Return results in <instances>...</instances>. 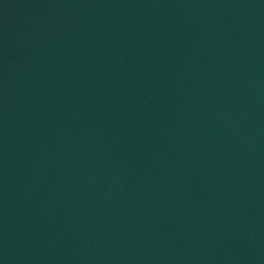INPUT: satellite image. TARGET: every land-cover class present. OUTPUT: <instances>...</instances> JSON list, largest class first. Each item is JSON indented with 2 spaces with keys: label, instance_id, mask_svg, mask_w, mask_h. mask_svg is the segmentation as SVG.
Listing matches in <instances>:
<instances>
[{
  "label": "water",
  "instance_id": "1",
  "mask_svg": "<svg viewBox=\"0 0 264 264\" xmlns=\"http://www.w3.org/2000/svg\"><path fill=\"white\" fill-rule=\"evenodd\" d=\"M114 264H264V0H154Z\"/></svg>",
  "mask_w": 264,
  "mask_h": 264
}]
</instances>
